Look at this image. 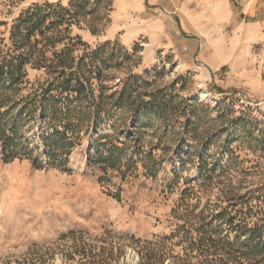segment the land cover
Here are the masks:
<instances>
[{
    "label": "rangeland",
    "instance_id": "374dc122",
    "mask_svg": "<svg viewBox=\"0 0 264 264\" xmlns=\"http://www.w3.org/2000/svg\"><path fill=\"white\" fill-rule=\"evenodd\" d=\"M0 264H264V0H0Z\"/></svg>",
    "mask_w": 264,
    "mask_h": 264
}]
</instances>
